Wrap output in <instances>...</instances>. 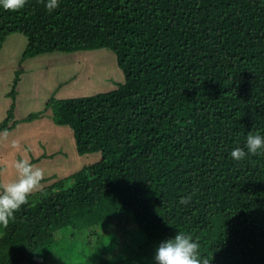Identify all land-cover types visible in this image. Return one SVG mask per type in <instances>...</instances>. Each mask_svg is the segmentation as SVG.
Segmentation results:
<instances>
[{
  "label": "trees",
  "instance_id": "trees-1",
  "mask_svg": "<svg viewBox=\"0 0 264 264\" xmlns=\"http://www.w3.org/2000/svg\"><path fill=\"white\" fill-rule=\"evenodd\" d=\"M11 34L25 39L21 59L105 49L123 80L47 103L75 153L99 159L44 178L0 227V264H38L50 226L105 209L123 191V208L79 230L90 246L77 264L108 263L142 246L154 257L179 231L211 264H264V149L241 161L230 155L250 131L264 136V0H59L51 12L27 0L15 12L0 7V47ZM16 79L3 132L16 122Z\"/></svg>",
  "mask_w": 264,
  "mask_h": 264
},
{
  "label": "rangeland",
  "instance_id": "rangeland-1",
  "mask_svg": "<svg viewBox=\"0 0 264 264\" xmlns=\"http://www.w3.org/2000/svg\"><path fill=\"white\" fill-rule=\"evenodd\" d=\"M10 37L13 39H9ZM14 38L16 43L13 41ZM6 40L8 41L6 47L11 51H17L22 43L25 44V39L18 34H11L6 37ZM5 41L2 45L5 44ZM12 42L14 45H11ZM20 53L21 51L19 54L15 52V57L12 54L8 57L4 53L2 60H6V62L2 63L0 60V121L5 115H3L2 109L4 102L7 101L6 94L12 88L15 74L17 76L14 85L15 110L13 114V119L17 118V120H15L14 126L7 131L6 138L0 136V182H7L15 177L12 164L15 160L23 157L29 158L32 163L43 168L45 177L54 175L62 179L78 171L82 166L95 162L96 159H99V155L78 156L75 153L70 130L66 127L53 125L49 119L51 112L50 105L47 104L48 100L85 97L110 91L115 88L116 83L122 82V73L116 67L114 55L105 49L68 54H42L35 56L36 61L28 58L21 61ZM32 62L34 63L30 67L29 64ZM28 114H34V118L31 121H23ZM42 118V122L45 121L52 127L35 125L31 128L32 132L26 127L21 128ZM16 130L17 134L21 133L20 137H22L24 145L20 144L21 147L18 148L4 147L2 143L7 141L10 135L14 139L16 138ZM27 132L30 133V136L26 139ZM3 147L4 149H2ZM7 164L11 166L8 169L5 167ZM5 173H8V177L5 176ZM44 183L41 182V184ZM123 194L124 196L120 195L108 200L104 204L105 209L102 208L103 211L88 207L72 212L50 226L49 234L44 239V249L35 256L36 262L38 264H56L63 261V264H77L79 256L87 254L88 246H90V243H86L84 240L85 233L79 230L85 225L88 226L89 222L97 217L112 216L117 213L120 208H123L122 204H125L130 197L127 191H123ZM123 226L127 227V225ZM69 232H73L74 235L65 239ZM152 262H154V257L150 247L142 246L125 252L104 264H150Z\"/></svg>",
  "mask_w": 264,
  "mask_h": 264
},
{
  "label": "clouds",
  "instance_id": "clouds-1",
  "mask_svg": "<svg viewBox=\"0 0 264 264\" xmlns=\"http://www.w3.org/2000/svg\"><path fill=\"white\" fill-rule=\"evenodd\" d=\"M27 0H0V7L8 11L22 9ZM46 9L51 12L59 6V0H41ZM6 138L7 130L0 133ZM13 147L18 148V142L13 141ZM264 149V136L253 134L251 131L246 137L244 147L234 148L230 155L235 161L243 160L248 154L256 155ZM15 177L7 182H0V227L8 228L10 221L15 219V213L29 202V196L41 188L45 178L43 168L32 163L29 158L23 157L13 162ZM191 196L182 198L180 204L187 205ZM156 264H211V260L200 252V244L191 234L179 231L174 238L167 239L159 244L155 250Z\"/></svg>",
  "mask_w": 264,
  "mask_h": 264
},
{
  "label": "crops",
  "instance_id": "crops-1",
  "mask_svg": "<svg viewBox=\"0 0 264 264\" xmlns=\"http://www.w3.org/2000/svg\"><path fill=\"white\" fill-rule=\"evenodd\" d=\"M9 39H13V38H9ZM8 40V39H7ZM5 41V44L4 45H1V47H0V60H1V62L2 63H4V62H6V60H2V55L5 53L6 55H8V57L12 54V56H14L15 57V52H16V54H19V52L21 51V53H22V51H23V49H24V47L23 46H25V44H23L22 43V45H20V49H17V51H11L8 47H6V45L8 44L7 42L8 41ZM12 41V40H11ZM14 42L16 41L15 40V38H14V40H13ZM14 42H12V44L11 45H14ZM16 43V42H15ZM3 44V43H2ZM23 47V48H22ZM21 53H20V57H19V59L21 60V61H24L25 59H21ZM36 57L35 56H33V57H29L28 59L29 60H32V59H35ZM38 59V58H37ZM35 61H36V59H35ZM34 61V62H35ZM8 62H11V61H9L8 60ZM34 62H32V63H30L29 64V66L31 67L32 65H33V63ZM16 87V86H15ZM14 98H15V95H14ZM14 98H13V102H12V108H11V110H12V115L14 114V110H15V105H14ZM7 101L6 102H4V104H3V109H2V112H3V115H4V118H5V116H6V113H7V111H8V109H9V105L11 104V101H10V99L7 97V99H6ZM51 100V99H50ZM54 100H57V99H54ZM58 100H60V99H58ZM48 102H49V100H48ZM28 116H31V115H27V117ZM13 117H14V115H13ZM3 118V119H4ZM45 120H46V118H44ZM13 120H17V118H14ZM43 121V118L42 119H40L39 121H37V122H35V123H31V124H28V125H24V126H22L21 128H28V129H30V132H32V129L31 128H33V126H39V125H42V127H44V126H48V127H50L51 126V124H47V122L45 123V121L44 122H42ZM42 122V123H41ZM52 127V126H51ZM41 128V127H40ZM46 128V127H45ZM16 134H17V130H16V132H15ZM20 132H19V134H17V136H16V138L14 139L11 135H10V137H9V139L6 141H4V143H2V144H4V147H6V148H14L13 146H11V145H13V142H11V140H13V141H18L19 143H18V145L21 147V145H24L23 144V142L24 141H22V137H20ZM24 134V133H23ZM25 135V134H24ZM30 136V133L29 132H27L26 133V135H25V138L27 139L28 137ZM21 144V145H20ZM4 147L2 148V149H4ZM7 169L9 168V167H11L10 165H6L5 166ZM4 171H6V170H4ZM9 172H10V170H9ZM5 176H7L8 177V173H5ZM4 181H5V179H4Z\"/></svg>",
  "mask_w": 264,
  "mask_h": 264
}]
</instances>
